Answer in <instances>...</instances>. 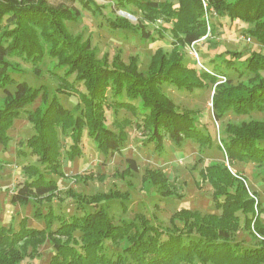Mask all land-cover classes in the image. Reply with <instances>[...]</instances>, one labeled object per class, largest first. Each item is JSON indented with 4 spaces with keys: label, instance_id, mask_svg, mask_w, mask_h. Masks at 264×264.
Listing matches in <instances>:
<instances>
[{
    "label": "trees",
    "instance_id": "1",
    "mask_svg": "<svg viewBox=\"0 0 264 264\" xmlns=\"http://www.w3.org/2000/svg\"><path fill=\"white\" fill-rule=\"evenodd\" d=\"M61 1L54 6L47 0H0V91L3 94L0 146L3 150L9 148L8 131L16 120L24 118L32 126L33 135L19 142L18 153L24 156L28 151L36 159L34 164L23 166L25 179L11 195L10 203L21 207L32 204L34 219L43 222L40 229L28 227L26 217L15 225H0V264L33 260L46 243L53 250L48 264H264V223L255 217V201L249 196L243 178L219 163H209L199 171L202 181L212 189V206L218 213L181 210L172 219L180 222L181 228L174 225L162 229L141 214L115 223L107 207L101 204L117 202L125 209L127 193L97 194L89 200L78 195L77 201L84 204L68 217L56 215L52 209L45 214L41 212L42 202H50L59 190L49 176H64L59 135L71 142L64 152L71 163L82 155L84 132L96 151L106 158L123 155L128 138L126 128L133 126L159 156L164 152L165 140L175 147L192 142L200 153L213 147L208 130L194 114L178 109L164 91L166 85L189 94L206 88L214 90L211 103L215 121H221L229 112L237 116L264 114V81L258 79L259 72L264 71L261 52L250 53L240 68H234L231 59H225L219 60L225 63L224 70L218 62L210 63L204 70L196 63L187 65L173 43L169 57L159 50L154 53L150 72L145 75L134 61L124 65L120 55L111 62L97 59L89 41L82 42L69 34L66 23H76L81 17L76 5L91 9V0ZM203 1L218 18L246 27L242 33L264 47V0H118L117 4L133 3L150 20L162 17L171 24L170 33L177 38L176 43L189 47L206 35ZM141 27L144 29L145 25ZM108 28L137 30L123 18L110 21ZM235 55L229 54L231 58ZM12 56L24 57L33 65L45 57L53 60L55 71L63 73L52 72L63 85V89L56 91L66 96L76 95V111L63 107L57 97L50 98L44 85L32 88L26 82H16L9 72L8 59ZM231 71L238 77H251L247 82L234 84L227 73ZM219 77L225 81L219 83ZM69 78H73V83ZM253 82L254 85H248ZM76 84L84 91L78 90ZM10 86H14L12 91ZM38 99L45 103L44 108L31 110ZM121 110L132 118H113L116 132L105 125L106 113L114 116ZM218 142L217 149L230 167L251 164L258 170L257 178L264 186V120L227 125ZM126 161L125 173L129 176L137 169L134 160ZM146 175L160 196L175 194L162 172L149 170ZM256 205L260 209L259 201ZM242 229L249 233L253 230L263 239L250 247L232 240ZM107 244L120 250L111 252Z\"/></svg>",
    "mask_w": 264,
    "mask_h": 264
},
{
    "label": "rangeland",
    "instance_id": "2",
    "mask_svg": "<svg viewBox=\"0 0 264 264\" xmlns=\"http://www.w3.org/2000/svg\"><path fill=\"white\" fill-rule=\"evenodd\" d=\"M47 1L54 6L62 2L61 0ZM117 1L91 0L93 3L90 5L91 9L76 5V8L80 10L81 17L76 23H66L70 35L80 38L82 42L89 41L97 59H106L111 62L114 57L120 55V60L124 65L134 61L137 69L148 75L154 53L159 50L169 57L173 45L177 47L178 54L183 56L187 65L192 66L196 63L199 67L194 56L195 51L200 64L204 67L208 68L210 63L218 62L223 70L225 63H220L219 60L231 59L234 68H240L250 53L255 51L264 55V47L242 33L246 27L243 29L239 23H230L224 18L220 19L212 10L211 13L208 9L209 24L205 20L206 35L188 47L176 43L177 38H173L170 33L171 24L163 21L162 17L150 20L151 18L145 16V13L133 3L123 2V6H120ZM171 1L174 2V0ZM214 16L215 19H213ZM116 18L125 19L131 27L137 29L136 32L112 31L108 28V23ZM142 24L145 25L144 29H140ZM230 53L237 55L231 58ZM8 61L11 64L9 72L16 82H26L32 88L44 85L50 98L57 97L63 107L71 109L73 113L76 111L77 96H66L58 94L56 91L57 88L63 89V85L52 75V72L59 75H63V73L55 71L53 60L45 57L40 63L33 65L31 62H27L24 57L12 56ZM227 73L234 84L239 81L247 82L246 79L251 77L249 75L238 77L234 71ZM258 79L264 81V71L259 72ZM68 81L73 83V78H69ZM254 84L255 82L248 85ZM76 87L81 92L84 91L80 84H76ZM9 89L12 91L14 86H10ZM164 91L178 109L194 114L199 124L208 130L214 142L210 150H203L200 153L192 142L175 147L165 140L164 152L159 156L151 144L144 143V137L133 126L126 128L128 138L123 147V155H112L106 158L96 151L92 141L85 136L84 132L81 142L82 155L71 163L64 153L71 142L68 138L59 135L60 160L64 176L62 178L55 175L49 176L56 181L59 190L50 202H42L41 212L45 214L48 209H52L54 214L68 217L76 212V207L79 205L82 207L81 204H84V201H77L76 196L78 195L89 200L90 197L97 194L127 193L128 198L123 203L125 209L117 202L101 204L103 207H107L108 213L114 218L115 223H119L120 220H132L136 215L141 214L152 225L162 229L167 230L174 225L181 228L180 222L172 221L174 214L181 210L196 211L200 214L218 213L212 206V189L208 183L202 181L199 171L209 163H219L226 166L233 175H240L243 178L249 196L255 201V217L257 216L264 223V186L257 178L258 170L251 164H238L236 167H230L222 152L217 149L218 140L223 138V129L227 125L239 126L250 121H263L264 114L252 113L249 116H237L229 112L221 121H215L212 117L211 103L214 90L206 88L189 94L184 91H176L166 85ZM2 96L0 91V107L3 102ZM44 106L45 103L38 99L30 109L44 108ZM125 117L132 118V115L124 110L114 116L107 112L105 125L117 132V128L112 124L113 118L122 120ZM32 135L33 128L24 118L16 120L8 131L9 148L3 150L0 146V225L9 223L15 225L21 218L26 217L28 227L40 229L43 226L42 221L34 219L35 208L32 204L21 207L10 203L11 195L16 192L18 186L25 179L22 173L23 166L34 164L36 160L27 154V150L24 156L18 153L21 148L19 142H25ZM127 159L134 160L137 169L129 176L125 173ZM149 170L165 174L175 194L166 195L169 197L157 194L147 179L146 174ZM258 201L260 209L256 205ZM262 239L253 230L252 233H249L244 229L232 237V240L241 242L247 247L257 245ZM107 246L111 252L120 250L111 244H107ZM39 252L40 255L37 258L33 260L26 258L21 264H48L53 254L50 244L46 243Z\"/></svg>",
    "mask_w": 264,
    "mask_h": 264
},
{
    "label": "built area",
    "instance_id": "3",
    "mask_svg": "<svg viewBox=\"0 0 264 264\" xmlns=\"http://www.w3.org/2000/svg\"><path fill=\"white\" fill-rule=\"evenodd\" d=\"M203 7H204V9H205V20H206L207 23L209 24V18H208V16H207L208 8H207L206 3H205L204 1H203ZM210 12H211V10H210ZM192 45H194V44H192ZM194 56H195V58H196V60H197V63H198L199 68L206 70V69L204 68V66H203L202 64H200L199 59H198V56H197V53H196L195 51H194ZM224 81H225V79H224L223 77H219V82H224Z\"/></svg>",
    "mask_w": 264,
    "mask_h": 264
}]
</instances>
